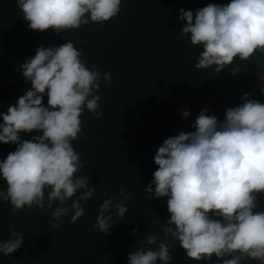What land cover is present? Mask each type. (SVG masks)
<instances>
[{
    "label": "clouds",
    "instance_id": "9594fccd",
    "mask_svg": "<svg viewBox=\"0 0 264 264\" xmlns=\"http://www.w3.org/2000/svg\"><path fill=\"white\" fill-rule=\"evenodd\" d=\"M28 27L64 32L90 22L103 25L116 17L122 0H16ZM187 23L182 33L194 45L202 46L196 68H228L234 58L249 60L264 53V0H230L209 3L195 10L179 9ZM59 46H39L33 57L20 66L31 88L7 112H0V143L15 144L0 159V201H7L13 213L21 209H52L54 226L70 215L75 223L85 213L82 201L93 197L96 188L73 141L82 133L85 109L96 116L101 105V80H111L110 71L101 74L89 68L82 49L74 41ZM237 72L236 69H231ZM264 93V88L261 89ZM45 95L47 105L42 103ZM242 103L229 107L221 121L215 114L197 115L195 131H180L158 147L154 162L158 168L144 189L146 195L167 197L169 219L161 225L165 238L185 249L186 255L211 264H264V103L245 92ZM187 109L182 117L189 116ZM36 130L38 135L22 139L20 133ZM154 186V189H153ZM150 195V198H151ZM128 194L121 188L99 205L94 228L109 234L113 213L124 217ZM69 201L71 203H69ZM55 205V207H53ZM135 232V229L133 230ZM25 237L11 228L0 240V254L18 250ZM156 234L147 236L148 246L132 250L128 264H169L171 246ZM215 255L218 259L213 260ZM223 258V259H219Z\"/></svg>",
    "mask_w": 264,
    "mask_h": 264
},
{
    "label": "trees",
    "instance_id": "16d2710c",
    "mask_svg": "<svg viewBox=\"0 0 264 264\" xmlns=\"http://www.w3.org/2000/svg\"><path fill=\"white\" fill-rule=\"evenodd\" d=\"M229 2L122 0L119 14L103 25L90 22L58 33L52 28H29L16 0H0V112L6 113L31 88L20 66L41 45L59 46L72 40L83 50L90 69L112 74L111 80H101L98 90L102 115L85 109L82 133L73 141L84 164L79 174L90 175L96 188L92 198L82 201L84 215L73 223L69 214L54 226L52 209L34 207L13 213L9 202L0 201V240L7 239L13 227L25 237L18 250L0 254V264H128L130 251L155 247L145 244L153 233L157 243L166 239L172 245L169 264H211L188 257L178 241L164 237L161 225L170 217L167 197L146 195L144 189L158 168L154 162L158 147L180 131H195L193 123L201 110L208 108L206 114L222 121L229 107L243 102L245 92L264 103V53L256 52L249 60L234 58L219 72L215 66L196 68L202 46L181 32L187 23L179 19L181 7L195 13L209 3ZM47 99L45 95L42 103L47 105ZM185 109L190 113L187 118L182 117ZM38 134L36 130L20 133L22 139ZM15 148L0 143V159ZM0 188H7L3 179ZM121 188L129 196L128 211L124 217L113 213L115 223L109 234L102 233L93 227L99 205L119 196ZM258 204L264 209V199L258 197ZM244 264L260 262L253 259Z\"/></svg>",
    "mask_w": 264,
    "mask_h": 264
},
{
    "label": "rangeland",
    "instance_id": "374dc122",
    "mask_svg": "<svg viewBox=\"0 0 264 264\" xmlns=\"http://www.w3.org/2000/svg\"><path fill=\"white\" fill-rule=\"evenodd\" d=\"M261 200H263V199H261Z\"/></svg>",
    "mask_w": 264,
    "mask_h": 264
}]
</instances>
